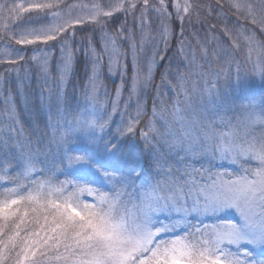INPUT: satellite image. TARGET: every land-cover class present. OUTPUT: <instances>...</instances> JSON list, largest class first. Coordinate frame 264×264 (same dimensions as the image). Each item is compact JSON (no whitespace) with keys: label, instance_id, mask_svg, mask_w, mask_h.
<instances>
[{"label":"snow or ice","instance_id":"6c2138e0","mask_svg":"<svg viewBox=\"0 0 264 264\" xmlns=\"http://www.w3.org/2000/svg\"><path fill=\"white\" fill-rule=\"evenodd\" d=\"M0 264H264V0H0Z\"/></svg>","mask_w":264,"mask_h":264},{"label":"rangeland","instance_id":"374dc122","mask_svg":"<svg viewBox=\"0 0 264 264\" xmlns=\"http://www.w3.org/2000/svg\"><path fill=\"white\" fill-rule=\"evenodd\" d=\"M69 2H74V0H69ZM103 71H104V73H107L106 67H104ZM119 83H120V77L119 76H112L107 81V84H108L109 88H110V86L114 88V86L119 84Z\"/></svg>","mask_w":264,"mask_h":264},{"label":"trees","instance_id":"16d2710c","mask_svg":"<svg viewBox=\"0 0 264 264\" xmlns=\"http://www.w3.org/2000/svg\"><path fill=\"white\" fill-rule=\"evenodd\" d=\"M105 74H106V73H105ZM158 79H159V78L157 77V80H158ZM77 83H78V81H77ZM109 91H110V92H114V88L110 86Z\"/></svg>","mask_w":264,"mask_h":264}]
</instances>
